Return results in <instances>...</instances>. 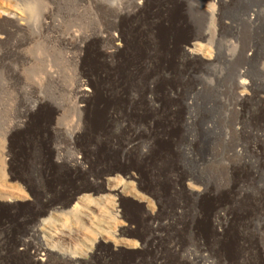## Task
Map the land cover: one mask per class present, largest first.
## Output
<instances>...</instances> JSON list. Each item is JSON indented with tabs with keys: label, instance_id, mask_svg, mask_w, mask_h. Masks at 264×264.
<instances>
[{
	"label": "bare ground",
	"instance_id": "obj_1",
	"mask_svg": "<svg viewBox=\"0 0 264 264\" xmlns=\"http://www.w3.org/2000/svg\"><path fill=\"white\" fill-rule=\"evenodd\" d=\"M189 1L80 0L77 8L94 18L88 30L64 31L54 6L44 10L38 33L70 67L73 127L60 129L63 104L55 95L17 90L23 120L6 125L0 186V202L10 205L0 209L15 213L0 214V264H264L263 246L251 241L264 236V96L257 91L264 68L252 84L244 81L263 57L256 35L247 48L240 39L245 25L258 26L264 0ZM10 8L0 18V93L20 81L16 60L34 37L23 9ZM208 16L210 34L200 29ZM226 31L240 42L232 55L218 45ZM234 62L232 97L220 67ZM217 105L237 120L211 151ZM19 130L26 150L16 151ZM43 133H67L69 143L48 148ZM117 159L133 165L106 169ZM212 163L223 175L219 185L206 175ZM80 177L93 180L90 191L73 185ZM7 183L16 189L2 192ZM62 193L69 198L59 200ZM127 197L143 204L153 225L136 242L111 230L127 229Z\"/></svg>",
	"mask_w": 264,
	"mask_h": 264
},
{
	"label": "rangeland",
	"instance_id": "obj_2",
	"mask_svg": "<svg viewBox=\"0 0 264 264\" xmlns=\"http://www.w3.org/2000/svg\"><path fill=\"white\" fill-rule=\"evenodd\" d=\"M53 1L54 2L52 3L51 0H0V18L3 16L5 10L8 7L9 8L10 7L13 8V9L10 8V10H16L17 8H20V10L23 9L22 12L26 13L25 15L28 16V19H29L28 22H29V26H30V29H31V32H32V37L34 36L32 38V42L33 43L31 42L28 46L26 45V47L24 49V52L21 55V58L23 60H21V59H17L16 60L17 63H20V67H19L20 68V81L16 82L15 83L16 85L8 87L3 92L0 93V118H1L0 119V174H1L0 175V186H2L1 185L2 184L1 183V177L4 174V169H3L4 168V163L3 162H4L5 158L1 157V152L3 151V149H4L5 145H6L5 136H4L5 135L4 134L5 130L7 128L6 125H9L12 122H16L17 123V118H18V121H20L19 118L22 116L21 107H19V109H18L17 108L18 107L17 106L18 103L16 102L17 101L16 98H17V95H18V91H17L18 89H20L23 86H24L23 88L36 86V88H38V90L40 89L41 93H43L44 95L46 94V96H49V97L53 98V96L55 95L54 98L57 97L56 99H58V101L63 104V114H62L61 120H60L63 124L61 122H60V124H61V126H64V127H60V129H62V131L65 129V131L67 132V131H70V129H72V127H73V125H72L73 122L72 121H73V117H74V111H73V109H71L72 105L69 103L70 97L67 95V92L65 91L66 90L65 86L67 85V83L69 81V77L71 75L70 69H69L70 67L68 68L67 64L64 63V61H63V59H62V57L60 56V53H59L60 50L58 48L52 49L51 47H49V45H47V41L42 37V34L38 33V32H40V25L39 24H40V21L42 19L41 17L43 16L44 10L47 7H49L50 5H51V7L54 6L55 12L57 13L56 15L59 16V20H61L60 21L61 22V26L63 25L62 29L64 31L66 29H67L66 31H68L70 29H72V30H77V29L78 30H83V28L88 30L87 28H91L92 25L95 24V22H93L94 18L92 17V14H91L89 9H83V8L81 9L80 8L81 7L80 6V0H53ZM107 1L110 2V4L112 3V4L117 6L118 5L117 3H120L119 1H121V0H107ZM198 1H200V0H193L194 3L198 2ZM74 2L76 4H74ZM193 2H190V4L193 3ZM14 4H15V6H14ZM77 4L80 6L79 8H77ZM209 4H211V2ZM74 5L76 6V8H75ZM15 7H17V8H15ZM9 8H8V10H9ZM246 8H248V6H246ZM25 9H26V11H25ZM260 10L264 11V7H261ZM88 12L90 13V15H89ZM39 14L40 15L42 14V15L40 16ZM262 16H263V14H262ZM38 17H39V19H38ZM91 19H93V20H91ZM62 22H64V24H62ZM1 23L2 22L0 20V25H1ZM87 24H89V25H87ZM258 26H257L258 28L256 27L255 30L253 31L252 28L249 25H245V27H244V29L242 31V34H241L242 37L240 36L241 37L240 39L242 40L241 42L244 44L245 48H247L248 46H250V42L252 43L254 35H256L255 37H256V43H257V46H258L257 48L259 49L257 54L261 55L260 60L263 57L261 62H258L256 60L257 58H255V60L251 63V65L253 63L255 65L253 64L250 67V69H249L251 71L250 72V76H247L244 79V81L247 84H252L250 80L255 77L254 75L258 76L259 75V73H258L259 70L264 68V16L261 17L260 21L258 22ZM74 28H76V29H74ZM214 28H215V23H214L213 19H211L209 16L207 17V19L201 21V23H200L201 31L206 32L207 34L212 33ZM38 34H39V40L37 39L38 37H36V36H38ZM44 40H45V42H44ZM44 43L46 44V46H45ZM236 43H237V46H239V44H240L239 40H237L236 38H231L229 36V34L227 33V31H226V32L223 33L222 40L220 41V43L218 45L221 46V48L226 45V47H225L226 50L224 48V51H226V53L228 55H232L234 53L233 47H234V45H236ZM42 44H43V46H41ZM247 44H248V46H247ZM260 47H262V48H260ZM235 63L239 64V65L235 66ZM52 65H55V66H52ZM43 67H45V68L42 69ZM51 67H52V70L54 69L53 71L50 70ZM228 67H229V69H228ZM239 67H240V63L239 62L238 63L234 62V64L232 63V64L225 65L223 67H220V69L222 71V74L225 75L222 78V85L224 87L223 91L227 90L225 92V94L226 93L229 94L230 92L234 94V92H233L234 89L233 88H236V85H237V83L239 81L237 79V77H236L237 70L239 69ZM66 68H68V69H66ZM39 70L41 72L40 75H39V73H40ZM256 70H257V72H256ZM45 71H46V73H44ZM47 71H49V72H47ZM0 76L2 77V78L0 77V83H1V81L3 79H5V77H3L4 75H2V74H0ZM55 78L59 79V81H60L59 83H61V84H59V86L54 84V82H55L54 79ZM210 78H207V82H209L210 80L212 81L213 77L210 76ZM64 79H65V81H64ZM208 79H210V80L208 81ZM260 83H262V82L260 81ZM231 89H232V91H231ZM257 91L259 93V96H262V97L264 96V87H263V89L261 88V90L259 89ZM231 93L229 94V96L232 95ZM13 94H14V96H13ZM217 96L218 95H217V92H216V98H217ZM65 97H67L68 99L67 98L65 99ZM232 97H233V95H232ZM66 104H67V106H66ZM69 105H71V106H69ZM217 106L218 107L212 108L213 111H212V113H211V115L209 117L211 119V121H212L213 130H214V134H215L214 137L216 138V139L213 138V142L214 143L212 142L211 145L209 146L210 147L209 149L211 151L212 150H217L219 148L220 149L222 148L221 145H220L221 144L220 138L222 137L221 136V132L224 129H226L227 127H229L228 131H230L231 130V126L233 125V123H235V119H236L235 115H234L235 116L234 117L233 114L227 113V111L225 109L223 110V108H221L219 105H217ZM68 108L71 109L72 112ZM64 109H65V111H64ZM254 109L257 110V109H260V108H257V106H255ZM261 109H263V108L261 107ZM15 110H16V113L14 112ZM17 115L18 116L21 115V116L16 117ZM22 117L20 118L21 121L23 120ZM14 119H16V121H13ZM8 122H10V123L8 124ZM2 123H4V124H2ZM68 123H70V124H68ZM223 127H225V128H223ZM24 132H25L24 130H23V132H22V130H19L16 133H14V135H13L14 139L12 138V145L14 144V148H15L14 150H16V151L19 150V148H21L23 146H24L23 150H26L25 149V143H24L25 142L24 140H25L26 136H24ZM44 133L41 136L42 138L40 137L41 139L40 138L39 139H40V142L44 143V145L46 147L48 146V148L50 146L54 148L55 146H59V145L61 147L62 146L64 147L66 144L69 143V142H67L68 141L67 133L64 134L65 137L64 136H62V137L58 136L59 139L54 137L52 134H48V133L44 134ZM229 136H230L231 141H232V137H234V135L233 136L229 135ZM16 137L19 140H17ZM42 140H43V142H42ZM213 145H215V146H213ZM216 146H217V148H216ZM132 165L133 164L131 162L121 161V160L117 159V160H113V161L107 162L106 163V167H107L106 169L131 168ZM209 167H210L209 171H212V172H209L210 174L209 175L206 174V175L211 178V181L213 182L214 185H219L220 180L223 179V175L219 171L217 172V170H215L217 168V163H212L211 165H209ZM263 183H264V179H262V184ZM73 185L76 188H82V189L86 188V189H89V191H90L91 190L90 188L93 185V180L91 178L86 180V179L80 177V178H77V179L74 180ZM0 189H1V187H0ZM14 189H16L15 183H10V184L7 183V186H5V188L2 187V192L9 193V192H12ZM57 198L59 200H67L69 198V194L68 193L57 194ZM124 202H125L124 203V207H126L128 214L122 219V221H121L122 223L121 224L126 225L127 229H121L118 232H115V228H114L115 225H112L111 226V230L115 233V235H117L118 237H120L122 239H125L127 241H130V242L139 241L140 239L146 237L149 234L150 225L151 226H153V225L150 224V222L148 220L147 213H145V210H144V207H143L142 203H139L138 201L134 200L131 197H127ZM0 203H1L0 206H3L4 208H7V206L10 207V205H7L4 202H3L4 204H2V202H0ZM22 204H24V203H22ZM71 204L69 206L70 208H71V206L72 207L74 206L73 203H71ZM14 213H15V210H10V212H5V210L0 209V214H2V215H5V214L6 215H10L11 214L12 215ZM127 221H131V224L129 225L127 223ZM256 238H257V241H256ZM261 240H262V242H261ZM251 241H253V242L255 241L256 248H257V246L259 247V244H260V246L262 245L263 249H264V236L260 237L259 235H254V237L251 239ZM263 249L261 247L262 254L264 255V253H263L264 250ZM175 260H176V258H175Z\"/></svg>",
	"mask_w": 264,
	"mask_h": 264
}]
</instances>
